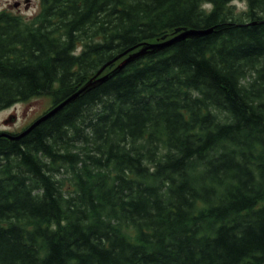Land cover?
<instances>
[{
    "label": "trees",
    "instance_id": "obj_1",
    "mask_svg": "<svg viewBox=\"0 0 264 264\" xmlns=\"http://www.w3.org/2000/svg\"><path fill=\"white\" fill-rule=\"evenodd\" d=\"M38 2L0 12V111L92 85L0 137V264H264V0Z\"/></svg>",
    "mask_w": 264,
    "mask_h": 264
},
{
    "label": "rangeland",
    "instance_id": "obj_2",
    "mask_svg": "<svg viewBox=\"0 0 264 264\" xmlns=\"http://www.w3.org/2000/svg\"><path fill=\"white\" fill-rule=\"evenodd\" d=\"M237 12L243 11L246 8L245 2L233 1ZM211 6H205L210 9ZM39 11L38 0H0V12H8L13 15L22 17L29 21ZM56 85L52 86L49 93L34 97L27 102L15 104L14 106L0 111V132L17 134L29 126L32 122L42 116L51 107H53V92ZM10 116L14 117L12 123L4 124Z\"/></svg>",
    "mask_w": 264,
    "mask_h": 264
},
{
    "label": "water",
    "instance_id": "obj_3",
    "mask_svg": "<svg viewBox=\"0 0 264 264\" xmlns=\"http://www.w3.org/2000/svg\"><path fill=\"white\" fill-rule=\"evenodd\" d=\"M211 30H195V29H188V28H181V29H177L174 32V35L170 38H166L163 37L162 40L160 42L154 43V44H148L146 46H144L141 50H139L137 53L131 54L123 63H121L116 71H119L120 69H122L126 64H128L129 62L145 55L147 52L148 53H152V52H156V51H161L179 41L182 40H186V39H194V38H198L200 36L206 35L208 33H210ZM119 58V57H117ZM116 58V59H117ZM111 63V62H110ZM110 63L106 64L105 66H103L96 74L95 78H97L101 72L106 68V66H108ZM113 74V73H112ZM110 74V75H112ZM108 75V76H110ZM107 78V76L101 77L98 81L102 82ZM97 81V82H98ZM92 85V81H89L87 84H85L84 86H82L81 88H79L74 94H72L70 97H68L67 99H65L64 101H62L61 103L55 105L52 109H50L46 114H44L43 116H41L40 118H38L36 121H34L26 130H24L22 133H20L17 136H10L7 133L1 132L0 133V137L3 138H7L10 140H17L19 138H21L22 136H24L25 134H27L31 129H33L36 125L40 124L41 122H44L45 120L49 119L51 116H53L55 113H57L58 111L62 110L65 106L69 105L71 102H73L74 100H76L82 93H84L88 87ZM14 121V117L10 116L8 118V120H6L4 122V124H8V123H12Z\"/></svg>",
    "mask_w": 264,
    "mask_h": 264
}]
</instances>
